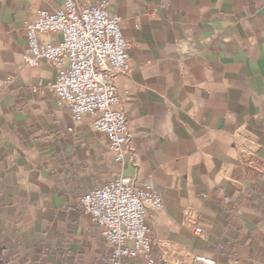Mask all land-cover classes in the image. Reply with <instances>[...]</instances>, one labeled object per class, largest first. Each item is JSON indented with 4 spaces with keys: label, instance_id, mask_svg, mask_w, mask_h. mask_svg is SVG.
<instances>
[{
    "label": "crops",
    "instance_id": "obj_1",
    "mask_svg": "<svg viewBox=\"0 0 264 264\" xmlns=\"http://www.w3.org/2000/svg\"><path fill=\"white\" fill-rule=\"evenodd\" d=\"M109 1L131 43L122 162L89 115L40 89L53 63L22 59L27 19L64 0H0V264H104L80 197L122 174L164 196L148 213L156 264L164 243L187 264H264V0Z\"/></svg>",
    "mask_w": 264,
    "mask_h": 264
},
{
    "label": "built area",
    "instance_id": "obj_2",
    "mask_svg": "<svg viewBox=\"0 0 264 264\" xmlns=\"http://www.w3.org/2000/svg\"><path fill=\"white\" fill-rule=\"evenodd\" d=\"M25 28L23 61L38 67L46 60L57 70L53 80L40 79V89H51L70 108L73 119L89 115L94 127L108 137L115 160L122 162L129 121L115 107L120 100L116 79L131 69V43L123 32V17L110 10L109 0H64L56 9H40L27 19ZM80 204L111 249L104 264H124L125 258L156 264L148 213L163 210L164 200L153 184L114 175L88 189ZM195 232L204 230L196 226ZM197 259L201 264H218L209 256Z\"/></svg>",
    "mask_w": 264,
    "mask_h": 264
},
{
    "label": "rangeland",
    "instance_id": "obj_3",
    "mask_svg": "<svg viewBox=\"0 0 264 264\" xmlns=\"http://www.w3.org/2000/svg\"><path fill=\"white\" fill-rule=\"evenodd\" d=\"M163 196V195H162ZM164 200V196H163ZM165 263L168 264H187L190 260L187 251L183 247L172 246L169 243L162 244Z\"/></svg>",
    "mask_w": 264,
    "mask_h": 264
}]
</instances>
